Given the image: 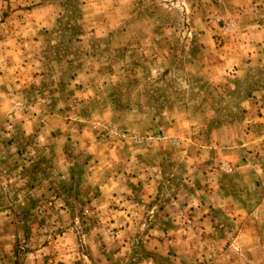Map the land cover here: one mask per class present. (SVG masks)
<instances>
[{
	"label": "rangeland",
	"instance_id": "obj_1",
	"mask_svg": "<svg viewBox=\"0 0 264 264\" xmlns=\"http://www.w3.org/2000/svg\"><path fill=\"white\" fill-rule=\"evenodd\" d=\"M264 0H0V264H264Z\"/></svg>",
	"mask_w": 264,
	"mask_h": 264
},
{
	"label": "crops",
	"instance_id": "obj_2",
	"mask_svg": "<svg viewBox=\"0 0 264 264\" xmlns=\"http://www.w3.org/2000/svg\"><path fill=\"white\" fill-rule=\"evenodd\" d=\"M264 95V94H263Z\"/></svg>",
	"mask_w": 264,
	"mask_h": 264
}]
</instances>
